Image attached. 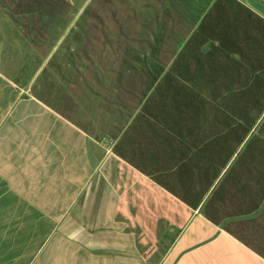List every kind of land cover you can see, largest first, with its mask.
I'll return each instance as SVG.
<instances>
[{"label": "crops", "instance_id": "obj_1", "mask_svg": "<svg viewBox=\"0 0 264 264\" xmlns=\"http://www.w3.org/2000/svg\"><path fill=\"white\" fill-rule=\"evenodd\" d=\"M3 2L0 264H264V113L233 149L200 97L264 72V0H114L149 65L111 109L26 86Z\"/></svg>", "mask_w": 264, "mask_h": 264}, {"label": "rangeland", "instance_id": "obj_2", "mask_svg": "<svg viewBox=\"0 0 264 264\" xmlns=\"http://www.w3.org/2000/svg\"><path fill=\"white\" fill-rule=\"evenodd\" d=\"M3 1L10 20L24 22L25 36L34 43L25 46L26 86H32L40 67L35 83L49 87L53 97L69 100L71 96L74 102L89 101L96 107L100 98L95 90L102 85L104 104L111 109L118 96L126 100L123 89L129 88L130 72L149 65L145 32L130 22L138 14L113 12L118 8L114 0Z\"/></svg>", "mask_w": 264, "mask_h": 264}, {"label": "trees", "instance_id": "obj_3", "mask_svg": "<svg viewBox=\"0 0 264 264\" xmlns=\"http://www.w3.org/2000/svg\"><path fill=\"white\" fill-rule=\"evenodd\" d=\"M241 8L244 9L242 6ZM244 10L248 12V10ZM256 20L258 22V28L248 30V35L255 36L257 31L264 37V20L259 17ZM233 80L235 85L231 91L200 94V97L203 100H208L213 105L215 104L212 110L215 118L222 122L229 120L230 124H232L230 126L227 125L226 129H231L227 133L238 138L233 146V149H235L251 133L256 121L264 113V72L258 76L248 77L246 82H243L240 77L233 78ZM220 131L222 133L223 131L225 132L224 124L221 126ZM170 191L179 195L176 190ZM204 193H201V198ZM184 198L190 205H193V203L189 202L187 196H184Z\"/></svg>", "mask_w": 264, "mask_h": 264}]
</instances>
